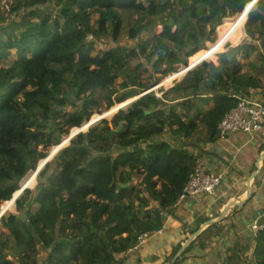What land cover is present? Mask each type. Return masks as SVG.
Instances as JSON below:
<instances>
[{"label":"trees","instance_id":"1","mask_svg":"<svg viewBox=\"0 0 264 264\" xmlns=\"http://www.w3.org/2000/svg\"><path fill=\"white\" fill-rule=\"evenodd\" d=\"M3 1L12 20L0 14V211H14L0 217V264H123L174 215L203 157L196 147L217 141L224 115L241 99L264 104V0L246 14L241 43L192 68L255 0ZM167 77L171 87L160 85ZM39 161V186L23 188ZM98 161L112 192L81 176ZM224 219L207 218L175 263L210 244ZM253 241L252 258L232 252L222 264H264V229Z\"/></svg>","mask_w":264,"mask_h":264},{"label":"crops","instance_id":"2","mask_svg":"<svg viewBox=\"0 0 264 264\" xmlns=\"http://www.w3.org/2000/svg\"><path fill=\"white\" fill-rule=\"evenodd\" d=\"M196 148L203 156L200 164L223 175L221 185L213 195L179 201L174 215L166 218L162 233L138 243L123 256V264H169L176 246L182 249L172 264H222L232 252L252 258L255 234L251 226L264 209V126L254 136L238 132ZM230 205L236 208L228 210ZM215 215L217 222L225 218L221 233L203 248L194 246L184 261L175 263L208 227L205 220ZM197 226L199 231L191 233Z\"/></svg>","mask_w":264,"mask_h":264},{"label":"built area","instance_id":"3","mask_svg":"<svg viewBox=\"0 0 264 264\" xmlns=\"http://www.w3.org/2000/svg\"><path fill=\"white\" fill-rule=\"evenodd\" d=\"M245 18L246 17L240 16L232 23L234 26L236 24L241 25ZM218 48L219 46L217 50ZM263 126L264 104L255 100L241 99L235 108L224 115L218 125V133L222 138L238 132H245L250 136H254ZM222 180V174L215 173L206 165L200 164L189 175L188 182L180 195L179 201L199 195H213L221 185ZM262 229H264V209L260 217L255 220L251 226V230L254 234ZM161 233L162 229L145 232L139 236L138 243L140 245L144 244L153 236Z\"/></svg>","mask_w":264,"mask_h":264},{"label":"rangeland","instance_id":"4","mask_svg":"<svg viewBox=\"0 0 264 264\" xmlns=\"http://www.w3.org/2000/svg\"><path fill=\"white\" fill-rule=\"evenodd\" d=\"M7 4L6 1H3L2 3H0V14L4 15L7 18V21L10 22L12 20V18H10V16H8V14L6 13L7 11ZM43 13L39 14V17H42ZM243 23V22H242ZM236 24L232 30L231 33L226 34V36L223 39V44H221V46H219L218 50H222V46L226 43V42H230L231 44H239L241 43V41L244 39V34L242 33V24ZM157 31H160V27H158L156 29ZM223 28L220 30L219 33V38L216 41L215 44H210V49L206 50V51H201L199 52L197 55H195L191 60H190V64L193 65L196 61H199L201 59L204 58H213L215 59V52H217V42L220 41L223 37ZM130 44L133 43V40H131V42H129ZM109 46V44L100 42L98 44H96V50L102 48L105 49ZM180 80L183 78V75H179ZM171 78L172 77H167L166 79H164L162 81V83L160 85H164L166 87H171L172 82H171ZM161 94L158 93V96H160ZM107 114V113H105ZM101 116L95 115L94 118L98 119ZM93 121H90L88 124H86L82 129L84 130L90 123H92ZM72 132V131H71ZM68 141V138L64 139V143ZM39 150H43L42 147L40 146L38 148ZM48 151L51 153V156L56 152V150L53 149V147H50L48 149ZM42 162H38V168L36 170H30L29 173L25 176V178H23L22 180V186L24 187H29L31 189L36 190V188L39 186L41 179L39 177V171L42 167ZM82 178L84 179V181L86 182H91L95 185L96 191L97 192H102V193H108V192H112L113 188H112V176L110 173V168H109V163L106 161H98L96 162L93 167L90 168V171H84L81 174ZM6 210H10V211H14V205L12 202H1V211H0V216L1 214H4V212H6Z\"/></svg>","mask_w":264,"mask_h":264},{"label":"water","instance_id":"5","mask_svg":"<svg viewBox=\"0 0 264 264\" xmlns=\"http://www.w3.org/2000/svg\"><path fill=\"white\" fill-rule=\"evenodd\" d=\"M257 0H255L250 6H249V8L241 15V16H243V17H246V14L249 12V10L251 9V7L255 4V2H256ZM238 23V22H237ZM241 23V22H240ZM224 37H225V33L223 34V37H222V39L220 40V41H218L217 42V47L218 46H220L223 42V39H224ZM191 68H192V65H191ZM125 186H127V185H125ZM234 208H236V206L235 205H230L229 207H228V210H230V209H234ZM5 213V212H4ZM3 214H1V216H2ZM0 216V217H1ZM20 218L24 221V222H26L27 221V217H26V209H24L21 213H20ZM29 230L31 231V233L33 234V235H36V232H35V230H34V228L32 227V225H30L29 224ZM183 250H184V248H183Z\"/></svg>","mask_w":264,"mask_h":264},{"label":"bare ground","instance_id":"6","mask_svg":"<svg viewBox=\"0 0 264 264\" xmlns=\"http://www.w3.org/2000/svg\"><path fill=\"white\" fill-rule=\"evenodd\" d=\"M223 28V33H225V36H226V34H228V33H231L232 32V30H233V28H234V25H233V23L232 22H226L222 27H221V29Z\"/></svg>","mask_w":264,"mask_h":264}]
</instances>
